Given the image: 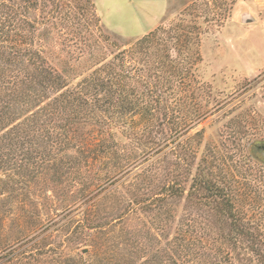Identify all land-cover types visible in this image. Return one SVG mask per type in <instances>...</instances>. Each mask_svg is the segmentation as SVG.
Returning <instances> with one entry per match:
<instances>
[{"label": "trees", "instance_id": "obj_1", "mask_svg": "<svg viewBox=\"0 0 264 264\" xmlns=\"http://www.w3.org/2000/svg\"><path fill=\"white\" fill-rule=\"evenodd\" d=\"M172 26L120 45L91 0H0V163L21 156L14 184L72 173L112 264H264V167L244 122L234 171L218 141L202 147L200 38Z\"/></svg>", "mask_w": 264, "mask_h": 264}, {"label": "rangeland", "instance_id": "obj_2", "mask_svg": "<svg viewBox=\"0 0 264 264\" xmlns=\"http://www.w3.org/2000/svg\"><path fill=\"white\" fill-rule=\"evenodd\" d=\"M91 1L104 33L120 45L151 27V15L146 17L141 7L145 0ZM179 24L197 26L202 57L198 75L211 89V97L204 92L201 100L209 98L212 109L195 126L204 129L202 147L218 141L234 171L238 149L235 123L244 122L241 142L248 145L257 165L264 167V2L167 0L166 12L154 28ZM52 62L59 66L55 59ZM65 153L74 155L72 149ZM20 157L11 153L0 163V254L7 256L0 264H84L79 256L91 259V264H112L105 259V235L84 227V206L78 200L73 174L35 173V177L25 178L24 184H14L7 176L16 177L12 164ZM142 222L128 214L117 228L122 229V236L126 233L133 239ZM91 240L96 245L90 244Z\"/></svg>", "mask_w": 264, "mask_h": 264}, {"label": "crops", "instance_id": "obj_3", "mask_svg": "<svg viewBox=\"0 0 264 264\" xmlns=\"http://www.w3.org/2000/svg\"><path fill=\"white\" fill-rule=\"evenodd\" d=\"M98 1L100 2V4H105L106 0H98ZM145 1L146 2L144 4H142L141 7H143V9H144L143 14L147 15L146 17L151 15V17H148L150 20H152L150 23H148L149 26H151V27L148 29H144L142 31V33H140L139 37L144 35L145 33L149 32L150 30H152L159 23L160 19L162 18V16L166 12L167 0H145ZM129 5L131 6V4H129ZM153 9H154V11H153ZM96 11H97V9H96ZM97 13L99 14L98 11H97ZM131 13L136 14V11H131ZM154 15H158V16L153 17ZM148 18H146V19H148ZM134 19H137V18H134Z\"/></svg>", "mask_w": 264, "mask_h": 264}, {"label": "built area", "instance_id": "obj_4", "mask_svg": "<svg viewBox=\"0 0 264 264\" xmlns=\"http://www.w3.org/2000/svg\"><path fill=\"white\" fill-rule=\"evenodd\" d=\"M264 2V0H262Z\"/></svg>", "mask_w": 264, "mask_h": 264}]
</instances>
